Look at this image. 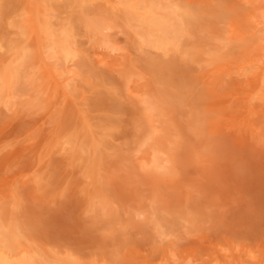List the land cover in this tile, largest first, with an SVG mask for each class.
I'll use <instances>...</instances> for the list:
<instances>
[{
	"label": "rangeland",
	"instance_id": "obj_1",
	"mask_svg": "<svg viewBox=\"0 0 264 264\" xmlns=\"http://www.w3.org/2000/svg\"><path fill=\"white\" fill-rule=\"evenodd\" d=\"M4 1L8 8L0 16V37L6 44L17 36L16 27L7 22L19 20L35 3ZM173 1L194 13L191 33L182 44L196 45V55L189 49L187 54H163L141 48L121 11L95 0L86 13L108 17L114 25L110 35L115 32L110 38L117 37L122 49L102 51L97 43H85L87 36H76L79 44L84 42H77L80 49L93 47L106 62H87L80 55L76 86L67 93L47 76L50 61L37 56L35 78L29 73L20 77L15 87L20 97L14 104L0 103V217L14 227L23 246L48 258L70 255L81 264H171L172 256L175 264L182 258L204 264L216 255L221 264H238L248 254L264 257V108L255 100L254 113L244 111V91L252 81L230 72L257 52L239 34L249 26L247 15L264 2ZM48 8L54 20H74L82 11L68 0H51ZM221 37H227L225 44L218 42ZM34 40L26 42L32 50ZM207 48L211 54L221 52V68L215 61L205 62L211 54L198 56V50ZM124 75L132 79L125 82ZM126 84L138 89L137 95L127 93ZM141 94L162 104L163 113L153 117L158 132L150 143L174 156L173 175L140 167L151 150L149 145L138 148L147 125ZM87 120L90 132L83 131ZM102 131L107 135L98 148L104 151L97 152L102 153L103 175L94 183L87 177L92 172L85 168L87 152L73 156L70 145L61 148L59 141L72 133L93 152L91 144ZM96 186L113 201L111 209L103 210L92 198ZM134 209L145 215L134 219Z\"/></svg>",
	"mask_w": 264,
	"mask_h": 264
},
{
	"label": "bare ground",
	"instance_id": "obj_2",
	"mask_svg": "<svg viewBox=\"0 0 264 264\" xmlns=\"http://www.w3.org/2000/svg\"><path fill=\"white\" fill-rule=\"evenodd\" d=\"M33 1L35 3L34 8L32 9L25 8V10H23V12L20 14L21 17L19 18V20L15 21L13 24H11V22L10 23L7 22L9 26L16 27L15 33H17V36L15 38L11 37V39H9L6 44L2 42L3 38L1 40L0 37V103L2 104L4 103L5 105L9 103L14 104L15 98L18 96L20 97V94L17 96V93L15 91V87L18 85V81L20 80V77L22 78V76L23 77L29 76L27 75V73H29L32 76V79L35 78L33 75L35 74V72L37 73V69H35L36 67L35 64L36 61L39 60L38 57L42 58L43 60L46 58L45 61L47 59L50 61L49 63H46L47 76L49 74L50 79L54 80L57 86H59L58 88L60 87L63 88L62 90H64V92L68 90L66 91L67 93H71V91L76 86L74 81L77 79L76 77L79 76L78 74L79 71L77 70L80 67L79 66L77 68L78 65L76 60L80 55H83L84 56L83 58H86L87 62L89 61V59L95 58L96 60L94 59V61L98 62L99 64H104L107 58L98 55L93 47L87 46L88 49L89 47L93 48L92 51L91 50L88 51V49L87 51L85 49H80L81 46L78 47L77 42L79 44L80 41L77 39L79 36H84V35L87 36L84 42L90 43V45L92 43L94 44L97 43L100 48L102 47V51L104 48V49H108L110 52L116 53V51L122 49L121 47L118 46L117 37L116 39L110 38V36L114 35L115 32L114 34L110 35L109 30L112 27H114V25L110 22L108 17L107 18L102 16L89 17L88 16L89 14L86 13L85 10L88 9V5L93 3L95 0H68L70 4L73 3V6H78L82 10L78 14L79 15L78 17H75V19L72 18L74 20L66 19L65 16L63 18L56 17L54 20L53 19L54 16L52 17L49 14L51 13L50 12L51 9L48 8L49 1L51 0H33ZM102 1L103 3H105V5L106 3L107 4L109 3L110 10L112 9L116 10L118 8L121 11L122 20L125 26L131 32L133 37L137 40L141 48L142 47L147 48V51L148 50L151 51L153 49L158 50L163 54H167L169 51L171 52L174 51L177 53L179 52L181 54H185V53L187 54L188 53L187 49H189V51L193 53L192 55L196 53L198 48L196 45H192L191 42H188L190 43L189 44L190 47L186 48L185 46L183 47L182 44V41H184L185 37L189 36L191 33L190 28L192 27V23L190 22V18H192L191 16L192 12L190 7L185 6L184 4H180L179 3L180 1L179 2L178 1L175 2L173 0H168V1L167 0H114L113 2H111V0H102ZM255 1L258 2L260 1L261 3V0H255ZM262 2H264V0H262ZM5 7L6 9L8 8L5 1L0 0V16L1 14L3 15L2 12H5L4 11ZM193 14L194 13H192V15ZM247 16H248L249 26L247 25L248 26L247 28H245L242 31L240 30L241 31L239 34L241 38L240 41L248 40L247 42H250L251 40V43L254 44L252 46L256 49L257 52L249 57L247 56L245 59L235 64L234 67L231 66V68L230 67L227 68H230V72H234L235 74H237L238 77L240 78L243 77L246 80L252 81V84L248 83L249 85L250 84L252 85V86L250 85L251 89L248 90L245 89L246 91H244L246 93L245 99L247 100L246 102L247 104L245 106L244 111H247L248 113L249 112L254 113L255 100L258 101L257 103L259 106H261V110L262 108H264V3L258 5L257 8H255V10L249 13V15ZM7 18L9 17L7 16ZM76 21L77 24L75 25ZM77 26H79V28H82V32L80 31L79 33H77V31L75 30V27ZM81 33H83V35ZM230 34L232 35L233 33L231 32ZM30 37L33 38V40L35 38L34 41L36 43L35 44L36 50L35 48L34 50H32V48L29 47L30 44L27 41L29 40ZM189 38L190 37H188V39ZM226 40L227 37L226 38L221 37L218 40V42L220 41L221 44H225ZM84 42H81V44ZM201 50L202 51L198 50L199 51L198 56L201 53L203 55L211 54L208 48ZM221 55H222L221 52L220 54L219 52L215 54H211L210 58H207L208 56L205 57L206 58L205 62L215 61L216 63L214 65L218 66L219 69L220 66L218 61L219 59L222 58ZM36 57L37 59H35ZM49 64L52 65L49 66ZM24 66H26V68ZM22 67H24L25 70L22 71L21 69ZM226 71L225 73H228ZM30 77L29 79L28 77L26 78L30 80L31 79ZM131 79L132 77L129 75L125 76V82H129ZM47 81L49 80L47 79ZM33 82L36 81L34 80ZM44 82H43L44 84H47L46 81ZM50 82L51 81H49V83ZM125 87L127 93L129 94L135 93V95H137L136 93L138 89L132 88L131 84H126ZM138 99L139 102L142 104L141 110L143 112V115L147 119V125L145 127L146 131L144 130L145 134L141 139V141L139 142L138 148L149 145L151 149L149 153L150 154L149 159L141 161L140 167L142 169H148V171L152 173L163 171L168 175H173V173H175V169H174L175 159L173 158L174 156L171 155L167 149H164L161 146H158L154 143H150L154 134L158 132L157 126L155 125V123H153L154 121L153 117L155 115H159L163 113L162 104H160L161 102L158 101V99H155V96L151 94L146 96H143L141 94V96ZM248 113L247 115H249ZM91 127L92 126L88 123V120L87 122L86 121L83 122L84 132L92 130ZM98 135H100V137L98 139L96 138L97 140L94 139L93 141L95 140L96 141L92 142L93 144H91L92 145L91 148L93 149L94 153L92 152V150H90L89 152L85 150L87 146H84L85 144L78 142V139L74 140L77 137L73 136L72 133L61 136L60 137L61 139L59 141L61 148H64L66 145H70L69 147H71L70 149H72L73 156L76 153L80 154L82 151L87 152V156L85 158L86 159L85 168H90L92 170L91 172V170L86 169L87 171L91 172V174L89 175L87 174L88 175L87 177L91 178L90 179L91 182L94 183L99 182L100 178L103 175L102 173L99 172V169H101V164L103 163L101 161L102 159L101 155L104 149H100L98 147H101L100 145L103 144L101 140L102 136L107 134H105V132L102 131ZM92 137L94 138L97 136L92 135L91 138ZM88 146L90 147L89 144ZM98 150H101L102 153L97 152ZM142 156L144 157V155ZM96 166L97 168L95 169ZM101 189L102 188L100 186H96L95 188L96 191L93 194L92 198H95L96 200L95 202L101 205L100 207L103 210L104 207H106L107 209H111L112 207L111 203L113 201L111 199H106L107 198L105 195L106 193L104 194L101 191ZM144 212L145 211L140 209H134L133 213H131L132 215L131 217H134V219H136L137 217L142 216ZM2 219L0 217V264H81L76 258H72L70 255H67L65 257H58L57 255L56 256L52 255V257L48 258V256H46V254L43 252H40L32 248L31 249L27 248L25 247L26 245L23 246L20 243L19 234L16 232V230H14V227L11 228V226L5 224ZM226 253H224L223 255L227 256V258L228 255L232 257L231 255L232 253H229L228 255ZM248 256L249 257L246 259L244 258L241 259L238 257L239 258V261L237 259L238 264H264V257L256 258L254 255L251 256L250 254H248ZM171 258H172V260L170 259V261L172 262L171 264H175L174 263L175 258H173V256ZM182 259L180 261L177 260V262L179 263L176 264H194L191 261L185 263L184 262L185 260ZM230 260L234 261V259H230ZM89 264H99V263L91 262ZM162 264H169V263L166 260V262ZM204 264H221V263H219V259L217 258L216 255L214 257L212 256V258L207 263Z\"/></svg>",
	"mask_w": 264,
	"mask_h": 264
}]
</instances>
